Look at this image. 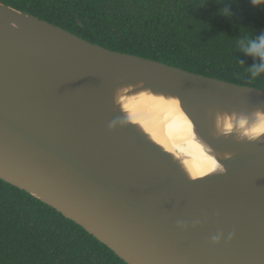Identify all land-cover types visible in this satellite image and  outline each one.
Wrapping results in <instances>:
<instances>
[{
    "label": "water",
    "instance_id": "1",
    "mask_svg": "<svg viewBox=\"0 0 264 264\" xmlns=\"http://www.w3.org/2000/svg\"><path fill=\"white\" fill-rule=\"evenodd\" d=\"M127 86L177 99L223 172L192 178L127 119L111 129ZM257 110L260 89L109 50L0 2V180L127 264H264V140L208 127L218 112Z\"/></svg>",
    "mask_w": 264,
    "mask_h": 264
},
{
    "label": "trees",
    "instance_id": "2",
    "mask_svg": "<svg viewBox=\"0 0 264 264\" xmlns=\"http://www.w3.org/2000/svg\"><path fill=\"white\" fill-rule=\"evenodd\" d=\"M112 51L264 91L236 38L264 34L251 0H0ZM228 7L231 18L219 15ZM242 62V63H241ZM0 264H127L25 191L0 180Z\"/></svg>",
    "mask_w": 264,
    "mask_h": 264
},
{
    "label": "clouds",
    "instance_id": "3",
    "mask_svg": "<svg viewBox=\"0 0 264 264\" xmlns=\"http://www.w3.org/2000/svg\"><path fill=\"white\" fill-rule=\"evenodd\" d=\"M251 4L255 8L264 7V0H251ZM219 15L231 18L232 12L228 7L220 9ZM237 47L240 53L246 56L258 59L260 62L249 68L250 78L256 79L264 74V34L251 35L245 34V30H242V35L236 38ZM242 63V62H241ZM121 90H118L116 94V102L121 103ZM167 133L170 136H179L186 145V150L190 155H194L198 162L202 165L199 175L203 176L205 173L215 171L220 167L217 163V158L213 155H209L211 149H206L201 143L197 141L196 134L193 129V123L180 109L179 102L175 99L165 100L160 97L157 101ZM129 105H125L124 109L127 111ZM127 118L123 117L114 120L110 124V128L114 129L118 124H123ZM216 133L219 137H232L233 135L239 141L257 142L264 139V110H257L253 113L244 114L232 112L231 114L217 113L216 114ZM224 159L231 160L230 154L225 155ZM223 171V169H220ZM181 228H185V224L179 225ZM232 236H229L231 239ZM223 239V234L213 236L212 243L219 245Z\"/></svg>",
    "mask_w": 264,
    "mask_h": 264
},
{
    "label": "bare ground",
    "instance_id": "4",
    "mask_svg": "<svg viewBox=\"0 0 264 264\" xmlns=\"http://www.w3.org/2000/svg\"><path fill=\"white\" fill-rule=\"evenodd\" d=\"M118 90H121L122 97L121 103L119 104L116 102V94ZM160 97H163L165 100L172 99L167 98L161 94L145 90L141 86H127L117 88L113 93L112 99L117 107L124 113L127 120L135 125L146 139L156 144L162 151L172 155V157L183 166L190 177L202 178L207 175L222 173L223 171H221L220 169L223 168L220 166L215 171L205 173L203 176L198 174L202 167L200 162H198L194 155L189 154V152L186 150L184 141L179 136H170L167 133L165 121L163 120L162 113L156 103V101ZM125 105H129L127 111H125L124 109ZM236 113L247 114L246 112ZM208 127L216 133V115L209 122ZM233 137L237 139L234 135ZM196 138L197 141L201 143L206 149H211V147L207 143L202 141L197 134ZM209 155L214 156L215 151L211 149Z\"/></svg>",
    "mask_w": 264,
    "mask_h": 264
}]
</instances>
